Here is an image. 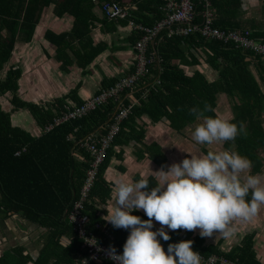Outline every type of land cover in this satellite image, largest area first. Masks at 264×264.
<instances>
[{"label":"trees","instance_id":"obj_1","mask_svg":"<svg viewBox=\"0 0 264 264\" xmlns=\"http://www.w3.org/2000/svg\"><path fill=\"white\" fill-rule=\"evenodd\" d=\"M107 1L126 5L129 17L107 21L101 14V24L106 32H114L118 25L126 26L129 19L151 28L165 17L163 0ZM50 4L54 5L56 17L68 14L73 18L70 31L57 35L49 31L45 33V38L55 46L54 59L60 62L63 71L73 65L85 69L107 50L106 44H93L90 37L96 20L94 9L99 11L98 5L91 0H0V95L9 94L12 108L28 111L40 128L84 103L76 95L78 85L46 108L24 101L17 96L21 70L11 65L4 68L10 62L15 43L31 41L42 10ZM195 21L199 23L197 19ZM130 35L128 42L133 49L140 33L131 31ZM158 39L155 50L161 59L162 71L158 74L152 67L153 77L143 78L150 84L144 98L140 97V92L133 94L138 104L133 105L127 117L119 123V130L106 150L89 193V203L85 204L83 211L88 217L86 234L109 248H123L129 235L126 229L113 228L99 215L103 213L101 208L112 190L111 184L104 179L111 160L122 161L124 147L132 144V154L138 161L146 158L160 168L167 161L158 144H145L148 125L142 117L150 120V127L165 120L172 131L180 134L197 120L195 115L189 114V109L195 106L203 108L207 102L214 112L206 115L219 117L216 111L219 97H225L229 102V121L243 122L246 134L241 133L234 141L222 143L224 150L236 151L247 157L253 165L250 175L260 174L264 165V60L232 44L207 40L198 33L167 37L163 31ZM195 66L209 68L216 74L215 78L209 80L202 73L203 69L198 71L193 68ZM133 69L134 64L129 74ZM153 78H158L159 84H155ZM115 81V78L109 82L102 80L100 89L110 87ZM127 92L124 91L121 97ZM115 107L113 101H108L87 115L56 125L38 137L13 126L10 114L0 109V226L5 227L7 220L11 219L20 231H26L27 225L39 230L34 241V257L24 246L17 244L2 250L0 264H71L83 255L81 240L72 231L67 217L78 198L90 156L67 137L72 134L80 139L90 133L106 134L108 126L113 123ZM201 152L207 154L208 150L202 149ZM147 179L150 188L157 185L152 176ZM247 199H251V194ZM132 215L148 219L139 213ZM95 224L105 226L111 240L106 239L101 230L94 227ZM167 234L171 237L169 241L158 237L164 250L169 243L191 240L193 251L198 250L204 255L216 254L242 264H260L253 249V234L245 235L238 245L226 252L220 250V241L204 245V237L186 230L169 231ZM97 264L110 263L102 261Z\"/></svg>","mask_w":264,"mask_h":264},{"label":"clouds","instance_id":"obj_2","mask_svg":"<svg viewBox=\"0 0 264 264\" xmlns=\"http://www.w3.org/2000/svg\"><path fill=\"white\" fill-rule=\"evenodd\" d=\"M214 112L204 102L189 109L202 123L192 132V140L200 145H213L234 141L237 135L246 134L243 122L207 116ZM252 162L232 150L208 151L191 155L179 163L161 166L150 171L157 185L150 188L147 178L136 181L117 180L113 192L115 199L107 211V222L113 228L129 230L122 254L109 249L108 255L116 264H201V255L193 251V241L169 243L165 252L158 237L169 241L171 231L199 229L201 237L222 233L233 235V220L250 221L264 205V175H245ZM251 194V199H247ZM142 210L147 220L132 215ZM153 221L161 227L153 231Z\"/></svg>","mask_w":264,"mask_h":264},{"label":"crops","instance_id":"obj_3","mask_svg":"<svg viewBox=\"0 0 264 264\" xmlns=\"http://www.w3.org/2000/svg\"><path fill=\"white\" fill-rule=\"evenodd\" d=\"M211 3L215 16L214 25L217 23L216 28L221 30H245L251 38L264 42V0H211ZM53 7L54 5L50 4L42 10L31 41L28 43L16 42L9 64L4 66L5 68L11 65L13 68H19L21 70L20 78L17 81V96L24 101L35 103L45 108L51 102L54 103L56 99L66 96L76 85L79 87L76 95L85 101L96 94L100 87H102V80L109 82L114 78L117 79L122 75H126L131 71L134 64L133 49L128 42L131 36V30L127 25H118L112 33L104 31V26L101 24V13L96 8L94 9L96 20L93 21L90 37L93 44H106L107 50L99 54L85 69L73 65L67 68V72L60 71V64L54 59L55 46L45 38V33L49 31L57 35L70 31L73 18L68 14L56 17L53 14ZM121 47L125 49L119 50ZM193 68L198 71L203 69L202 73L206 76V68L204 69L202 66L200 68L197 66ZM210 77H212V74H210ZM4 96H7L5 100V102L7 101V105L6 107L5 104L4 107L0 106V109L10 114L11 124L13 126H17L18 124L22 125L20 128L34 137H38L44 133V128H40L36 124L28 111L12 108L9 102L11 96L9 94L0 95V98ZM68 102L72 103L70 100ZM21 111L28 113L31 118L24 116ZM17 112H19L18 115H16ZM229 116L228 120L231 118L230 112ZM17 118H20V121H17ZM142 121L148 125L144 142L145 144L154 142L161 147L167 160L165 170L172 163H179L185 158H190L191 155H197L192 149H188L189 151H186V149L182 151L176 150L168 154L164 147V138H162L160 132L171 131L174 134L178 133L172 131L167 125L168 122L165 120L158 122L152 127L149 126L150 120L146 116L142 117ZM197 122L198 119L184 130L192 128L193 131V126ZM22 123L25 127H23ZM162 126L165 128H162ZM131 146L132 144L129 147H124L122 161L113 158L104 172V179L111 184L112 189L110 197L101 208L103 213H99L106 223H108L107 211L110 210L111 204L115 199L113 188L116 181H135L136 178H147L149 176H152L156 180L150 171L155 172L160 169V167L149 159L145 158L138 161L132 154ZM119 166L123 169L121 170ZM260 174L264 175V168H262ZM134 212L145 217L142 210L133 211L131 214ZM160 227L157 222L153 221V231H156ZM231 227L234 229L233 235L225 237L222 233H214L212 237H204V245H214L220 241V250L226 252L233 246L238 245L245 235L253 234V249L256 253V258L260 264H264V205L260 207L258 214L250 221L242 222L238 219L233 220ZM164 230L166 233L171 231L166 227ZM127 231L129 234V230ZM181 231L184 232L185 230L181 229ZM192 234L200 235L199 229L192 231ZM0 240L1 243H4L0 244V254L6 247L17 244L24 246L32 257L36 254L35 239L29 238V240L21 243H10L9 240L6 242L5 237Z\"/></svg>","mask_w":264,"mask_h":264},{"label":"built area","instance_id":"obj_4","mask_svg":"<svg viewBox=\"0 0 264 264\" xmlns=\"http://www.w3.org/2000/svg\"><path fill=\"white\" fill-rule=\"evenodd\" d=\"M163 1L165 4L162 9L165 11V17L153 27L146 28L130 19L127 20V27L131 31L140 33L139 39L133 45V72L120 76L113 85L100 89L97 94L86 99L81 106L75 107L73 111L63 113L43 130L47 132L65 121L81 118L96 107L105 105L108 101H113L116 105L113 123L108 126L106 134L90 133L80 139H76L72 134L67 137L74 142L77 148L85 150L90 156V162L85 171L78 198L74 201L67 217L72 231L81 240L80 248L83 253L81 257L74 260L71 264H97L102 261L116 264V261L108 255L110 248L100 243L94 236L86 234L88 217L83 214V211L85 204L89 203V193L99 167L104 160L106 150L119 130V123L127 117L132 106L138 104V100L133 98V94L140 92V97L144 98L149 91L150 84L144 81L143 78L149 79L153 77L151 73L152 67L156 68L158 74L162 71L160 66L161 59L155 50V45L160 40H157L159 34L165 31L167 37H183L198 33L207 40L232 44L235 48L264 60V42L251 38L245 30H221L215 27V16L211 0H195L196 2L194 0ZM92 2L98 5L100 13L107 21L124 20L129 17L126 5L124 6L117 1L92 0ZM197 6H199V9H197ZM196 19L199 23L195 21ZM153 80L155 84H159L158 78H153ZM124 91L128 92L121 97ZM94 227L100 229L106 239L111 240V236L105 226L95 224ZM114 249L116 255L122 254L123 248ZM196 252L201 255V264H242L240 261L227 259L220 255H204L198 250Z\"/></svg>","mask_w":264,"mask_h":264},{"label":"rangeland","instance_id":"obj_5","mask_svg":"<svg viewBox=\"0 0 264 264\" xmlns=\"http://www.w3.org/2000/svg\"><path fill=\"white\" fill-rule=\"evenodd\" d=\"M57 62V61H56ZM60 64V62H58ZM59 69L62 72H67V71H63L60 68L59 65ZM205 74L207 76V78L209 80H212L215 78L216 74L212 71L209 70V68H206L205 70ZM210 74H212V77H210ZM7 99V96H4L2 98H0V106L5 107L7 105V101L5 102V100ZM0 107V108H1ZM3 109V108H2ZM217 111V115L220 118L226 119L228 120L229 116V102L225 97H219V103H218V107L216 109ZM23 113L24 116L26 117H30L28 113H26L25 111H21ZM19 112L16 113V115H18ZM31 118V117H30ZM17 121H20V118H17ZM202 123V120H198L197 124H194V128L193 131L195 129V127ZM23 124V123H22ZM163 125H165L163 123ZM17 126L22 127V125L18 124ZM23 127H25V125L23 124ZM162 128H165L164 126H162ZM192 128L188 129V130H184L183 133L181 134H174L171 131L168 132H160L162 134V138L163 142H164V147L165 150L168 152V154H170L171 152L174 151H182L184 149H186V151H189L188 149H192L194 150L197 155H201V150L202 149H206L208 151H220V150H224L223 148V144L220 143H216L213 145H200L197 144L195 141L192 140ZM165 134V136H164ZM164 136V137H163ZM264 168V166H263ZM242 178L245 175H248L247 173H242ZM23 222V221H22ZM39 233V230L36 229V227H34L33 225H27V230L26 231H20L16 225L14 224V222H12L11 219L7 220V225L5 227L0 226V239L5 237L6 242L9 240L10 243L13 242H18L21 243L25 240H29V238L35 239L37 237ZM13 237V239H12ZM1 241V240H0ZM0 244H4L1 243Z\"/></svg>","mask_w":264,"mask_h":264}]
</instances>
